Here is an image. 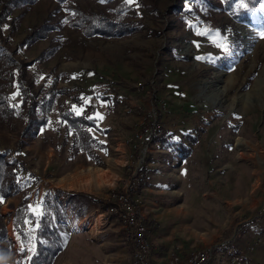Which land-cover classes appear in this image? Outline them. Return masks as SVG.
<instances>
[{"label": "rangeland", "instance_id": "rangeland-1", "mask_svg": "<svg viewBox=\"0 0 264 264\" xmlns=\"http://www.w3.org/2000/svg\"><path fill=\"white\" fill-rule=\"evenodd\" d=\"M76 7L124 19L130 23L129 33L113 38L85 36L70 26ZM243 8L242 0H74L66 4L37 0L12 12L11 16L19 17L16 30L1 25L0 54L11 50L14 58L29 64L25 78L34 94L39 95L42 87L40 96L47 95L52 85L64 89L56 109L88 118L102 114L106 119L116 112L118 102L132 106V99L140 95L135 88L139 80L148 86L154 77L162 89L160 69L169 77L167 82L182 85L179 102L169 101L167 108L175 114L174 125L188 126L190 142L215 141L218 149L194 150L188 143L192 147L180 152L187 156L194 151V157L202 152L200 164L211 159L224 170L216 172L211 183L205 182L217 196L202 199V216L185 217L189 222L181 226L182 216L176 215L174 221L179 224L170 222L165 234L196 248L220 244L232 236L229 242L244 255L241 264H264V1L253 11ZM41 25L49 27L43 29L45 36L22 44ZM248 30L256 36L249 37ZM145 69L151 72L147 77ZM211 88L218 89L214 93L219 101L208 94ZM165 89L159 96L171 91ZM103 90L110 97L107 115L103 100L97 102ZM95 92L98 96L93 100ZM148 100L144 115H150L152 99ZM185 113L188 120L182 118ZM101 120L88 128L94 137L92 147L80 151L73 148L72 131L59 114L49 116L34 137L21 133V119L8 124L0 121V151L20 162L17 186L10 196H0L1 221L11 240V264H30L42 204L49 193L60 200L66 227L61 230L65 247L53 264H130V248L118 222L89 198L71 196L85 191L105 198L110 190L121 187L130 172L123 158L126 147L118 146L115 152L103 142ZM127 128L117 131L115 142L128 133ZM226 164L237 166L233 186L229 175L225 176ZM193 196L187 200L197 201ZM149 206L141 208L146 216L171 215V211ZM20 207L27 213L22 235L13 226L14 212ZM96 217L100 222L89 233ZM168 224L160 222L159 230Z\"/></svg>", "mask_w": 264, "mask_h": 264}, {"label": "trees", "instance_id": "trees-1", "mask_svg": "<svg viewBox=\"0 0 264 264\" xmlns=\"http://www.w3.org/2000/svg\"><path fill=\"white\" fill-rule=\"evenodd\" d=\"M37 0H0V40L2 37L1 25L17 29L16 21L18 16H11L12 12L28 3H34ZM60 4H66L74 0H56ZM264 0H242L244 4L243 11H253ZM74 19L70 21V26L80 30L85 36H101L104 38L120 37L129 33V24L124 19H110L103 11H84L79 7L74 9ZM249 18V17H248ZM249 20V19H247ZM44 25L34 27L22 41L24 43L33 42L37 37H44ZM13 52L2 56L0 54V121L8 124L14 118L22 120V131L24 136H36L41 126L46 123L51 115H57L67 124L73 134V148L77 151L86 150L92 147L91 136L88 128L95 127L97 117L91 119L84 115H78L69 109H56L58 97L65 93L64 89L56 88L52 85L48 93L40 94L43 88H40L39 95L31 91L30 86L25 78L26 66L29 64L13 57ZM56 82L54 81V84ZM99 82L97 85H100ZM96 85V86H97ZM102 95L98 97L106 104L104 114L109 113L110 97L108 90H103ZM40 96V97H39ZM97 92L93 94L95 100ZM56 102V103H55ZM99 103H97L98 105ZM99 106V105H98ZM96 142V141H95ZM20 162L16 159H9L7 155L0 151V196L8 197L17 186V168ZM84 196L89 198L94 205L104 209L110 201L97 197L85 191L71 193V196ZM27 222V213L23 208H17L13 215L14 229L23 234V229ZM64 212L62 205L57 196L46 195L42 204V211L36 229V251L32 255L30 264H53L57 256L65 247L64 234L61 230H66L64 225ZM11 250V240L7 237L5 224L1 221L0 216V264H11L8 261V255Z\"/></svg>", "mask_w": 264, "mask_h": 264}, {"label": "crops", "instance_id": "crops-1", "mask_svg": "<svg viewBox=\"0 0 264 264\" xmlns=\"http://www.w3.org/2000/svg\"><path fill=\"white\" fill-rule=\"evenodd\" d=\"M146 70L147 69H145V77L149 76L151 73ZM160 71L162 74L161 76L163 77V88L165 89L167 87L166 89L171 90L173 95V98L170 100V102H179L177 101V98L180 93H182L181 95L184 94L183 86L180 84L167 82L165 79L169 77L166 76L161 69ZM163 88L159 90L158 96L164 91ZM142 95H144V97ZM148 99V87H145V89L140 92V95L138 94L134 97V99H132V106L131 104H129V108H126L125 106H123L124 104L118 102L117 107L115 108L116 112H112V114L108 115L106 119L102 114H99L98 117L96 116L99 120L101 119L99 117L104 118V120H101V123H103L102 136L104 138L103 142L108 146L109 149V145L112 140L115 141L117 139V131L121 130L122 127H129L126 129V132H130L131 129L141 119V117L144 115L142 113V110L148 108ZM155 101H157V98ZM170 102H168V105ZM139 107L140 109H138ZM171 112V110L166 109L165 111H160L158 114L159 133L153 145V152L149 155L151 165L149 167V171L146 175L145 181L147 180V178L148 180L146 183L144 181V184L139 190L141 201H145L144 205L146 204L147 206H149L150 203L149 207H151L153 210L162 208L164 209V212L171 211V215L167 216L168 218L164 216V213L161 214L159 212H156L151 213V215L149 216H146V214L144 213L147 218L146 221L149 228L148 240L150 243L149 252L152 264H166L168 253L174 247H179L181 249V253L183 254L196 247L193 245L185 246V244L177 241L175 238L171 239L169 235L165 234L164 230H166L171 225L170 222L174 221V217L176 215L182 216L181 226L189 222V219H186L185 217L190 216L191 218L193 216L197 217V215L202 216V208L204 207L200 205L202 199L205 200L207 198H214L215 196H217V193L213 192L210 186L209 188H207L208 184L205 185V182L211 183L216 179V172L220 174L224 170L222 164H215L211 159H206V163H204L203 165L200 164L199 162L201 159L199 158V156H203L202 152L196 153L195 157L194 151L189 153L187 156L186 154H181L180 150L182 148L192 147L191 145H188V143L193 144L192 148H195L194 150L202 151L206 149V147L214 150L218 149L216 147L217 143L215 141H211L209 142V144H202L199 140L190 142L187 138L189 136L187 132H190L188 126L183 124L179 126L174 125L175 121L173 123V119L176 117L175 114L171 115ZM183 116L182 118L186 120L190 118L188 113H185ZM194 118H197V115H195ZM114 134H116V136H114ZM202 145L204 146L202 147ZM123 158H125V155H123ZM227 167L228 166L226 164L225 169H227ZM236 167V164H234L233 166L230 165L227 169L228 172L226 171L225 174V176L229 175L228 182L230 183V186H233L234 183L236 184L237 181ZM186 181L189 183L187 187L183 185L184 183H186ZM208 189H211L210 192L208 191ZM195 190H197L198 193L193 194ZM230 194V197L232 199L233 195L232 193ZM192 195H194V199L195 197H198L197 201L187 200V197L191 198ZM173 197H179V200L174 202L168 200L169 198L172 199ZM144 205L141 203L142 209ZM146 210L147 213L150 212H148V208H146ZM199 213L201 215H199ZM164 218H167V222L166 219L164 220ZM160 222L169 224L163 227L162 230H159ZM174 222L178 223L177 220H175ZM77 234L80 235L81 233Z\"/></svg>", "mask_w": 264, "mask_h": 264}, {"label": "built area", "instance_id": "built-area-1", "mask_svg": "<svg viewBox=\"0 0 264 264\" xmlns=\"http://www.w3.org/2000/svg\"><path fill=\"white\" fill-rule=\"evenodd\" d=\"M135 84L137 91L142 92L147 86L152 99L150 115H143L130 132L119 138L120 142L110 143L113 151H119L118 146H125V164L129 174L118 189L108 192L105 199L110 201L105 213L115 219L125 242L130 247L131 264H152L150 260V243L148 240V225L146 216L141 210L139 190L144 184L151 165L149 155L159 133L158 114L167 109L168 102L173 98L172 92H165L158 97L161 82L154 77ZM157 101L153 102V99ZM149 101V100H148ZM116 136V134H114ZM118 143L120 145H118ZM244 255L238 252L231 242H221L206 247H194L187 253H181L179 247H174L168 253L166 264H241Z\"/></svg>", "mask_w": 264, "mask_h": 264}, {"label": "bare ground", "instance_id": "bare-ground-1", "mask_svg": "<svg viewBox=\"0 0 264 264\" xmlns=\"http://www.w3.org/2000/svg\"><path fill=\"white\" fill-rule=\"evenodd\" d=\"M251 30H248V32H249V37H253V36H256V34L254 33V32H250ZM255 34V35H254ZM220 76H221V74H220ZM258 82V81H257ZM220 83V82H219ZM215 84V83H214ZM215 91H217L216 89H214ZM214 90H212V88H211V92H209L208 94H210V95H212L213 97H211V98H213V100L214 101H219V97H218V95L216 94V93H214ZM237 142H240L239 140H236ZM206 205V204H205ZM195 210V209H194ZM201 210V209H200ZM189 211V210H188ZM198 212V211H197ZM196 213V212H195ZM185 214V213H184ZM100 222V221H99ZM98 217H96L95 219H94V221H93V223H92V227L90 228V230H89V233H93L94 232V230H95V228L97 227V225H98Z\"/></svg>", "mask_w": 264, "mask_h": 264}, {"label": "snow or ice", "instance_id": "snow-or-ice-1", "mask_svg": "<svg viewBox=\"0 0 264 264\" xmlns=\"http://www.w3.org/2000/svg\"><path fill=\"white\" fill-rule=\"evenodd\" d=\"M101 2H104V0H101ZM127 2L132 3V2H134V0H127ZM5 27H7V26H5ZM262 35H264V34H262ZM77 114L79 115L80 113L78 112ZM91 118L92 117H89V119H91ZM99 118L102 119V117H99Z\"/></svg>", "mask_w": 264, "mask_h": 264}, {"label": "water", "instance_id": "water-1", "mask_svg": "<svg viewBox=\"0 0 264 264\" xmlns=\"http://www.w3.org/2000/svg\"><path fill=\"white\" fill-rule=\"evenodd\" d=\"M235 231H236V227L234 228L233 235H234ZM231 237H232V236H231ZM231 237H230V238H231ZM230 238L225 239V240H223L222 242H224V243H225V242H229V241H230Z\"/></svg>", "mask_w": 264, "mask_h": 264}]
</instances>
